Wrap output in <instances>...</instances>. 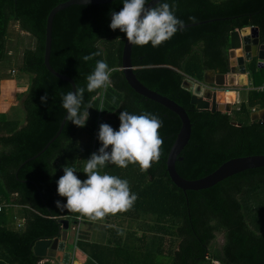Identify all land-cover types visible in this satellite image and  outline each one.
<instances>
[{"label": "trees", "instance_id": "16d2710c", "mask_svg": "<svg viewBox=\"0 0 264 264\" xmlns=\"http://www.w3.org/2000/svg\"><path fill=\"white\" fill-rule=\"evenodd\" d=\"M64 1L0 0V65L10 64L9 26L17 24L26 36L14 48L15 58L21 49V63L15 68L29 74L19 119L0 114V202L7 203L0 211V264H38L44 258L34 254L35 241L60 236L61 219L69 226L75 221L79 213L56 207L58 200L66 203L56 181L64 175V166L87 179L86 160L102 146L99 126L107 123L118 130L121 111L148 112L162 120V155L144 173L136 164H109L99 170L126 179L138 198L129 210L104 218L106 243L90 241L79 231L75 251L86 255L83 264H264V166L245 169L206 189L184 191L172 183L166 158L181 122L168 108L135 92L124 77L126 36L109 27L111 13L123 8L122 0L71 4L54 15L49 56L54 70L85 89L97 60L115 71L107 89L85 91L84 104L91 107L85 126L66 120L58 137L33 158L58 130L66 112L62 95L71 91V85L53 76L43 62L46 17ZM159 2L174 4L175 16L184 24L203 21L183 27L159 47H131L137 79L182 106L191 121L190 138L175 162L177 173L198 179L231 158L264 154V119L250 117L253 110L264 108L263 90L250 89L238 106L212 112L195 108L191 93L181 87L186 76L202 81L207 70L228 72L231 31L256 26L264 42V0ZM96 51L101 55L83 61ZM247 69L264 83V68L251 63ZM45 95L47 101L42 102ZM20 217L23 226L16 228Z\"/></svg>", "mask_w": 264, "mask_h": 264}, {"label": "clouds", "instance_id": "9594fccd", "mask_svg": "<svg viewBox=\"0 0 264 264\" xmlns=\"http://www.w3.org/2000/svg\"><path fill=\"white\" fill-rule=\"evenodd\" d=\"M148 2L122 0L123 8L111 13L110 29L124 33L131 45L143 47L151 43L152 47H159L183 28L184 22L175 16L174 4L158 0L155 6L146 7ZM100 55L101 52L96 51L82 59L88 62ZM113 71L115 69L109 68L104 60H97L94 70L86 77V89L80 87L62 95L67 121L78 127L85 126L91 108L84 104L85 91L93 93L107 89ZM41 101L46 102L47 95L41 97ZM119 121L118 130L107 123L100 124L98 140L102 146L86 160L83 172L87 179H79L73 167H63L64 175L56 183L57 193L66 198V203L58 200L56 207L66 208L95 222L133 206L138 197L131 192L129 182L115 175L101 174L99 170L109 164L119 168L136 164L141 173L148 171L162 155L163 138L159 135L162 120L148 112L136 115L121 111Z\"/></svg>", "mask_w": 264, "mask_h": 264}, {"label": "water", "instance_id": "95a60500", "mask_svg": "<svg viewBox=\"0 0 264 264\" xmlns=\"http://www.w3.org/2000/svg\"><path fill=\"white\" fill-rule=\"evenodd\" d=\"M111 1L113 0H67L55 5L49 11L46 17L43 54L44 65L53 76L67 81L71 85V91H75L76 89L74 80L71 77L54 70L49 63L53 17L58 11L71 4H98ZM157 2L158 0H149L148 4H146V7H153ZM194 24L198 23L185 24L183 27ZM229 39L230 64L232 65L230 70L232 75L235 76L236 73L245 74L248 65L251 63H254L258 68H264V42L260 40L259 31L256 26L233 30L229 33ZM131 47L132 45L129 44L125 38L122 49L121 69L128 85L138 94L155 101L174 112L179 117L181 122L180 129L168 151L166 158V171L174 185L184 191L206 189L227 178L228 176L239 173L245 169L264 166V154H253L231 158L223 162L211 173L198 179L190 180L181 177L175 169V162L179 153L190 138L191 121L187 112L182 106L167 96L149 89L137 79L131 63ZM232 58H235V61H233ZM227 82L229 84H234L236 81L228 80ZM215 83L217 85H223L225 83L224 74H216ZM181 87L191 93L190 103L197 109H208L212 112L216 111L217 109L221 111L229 110V105L219 103L217 99V92L213 91L210 87L207 88V85L204 84V82L193 81L192 79L185 77L181 83ZM66 116L67 112H65L56 133L50 138L46 145L36 155L33 156V158L42 153L48 147V145L58 137L65 124ZM250 117L252 121L264 119V109L253 111ZM61 224L60 236L54 238H42L35 241L32 246V250L36 256L43 258L62 257V262L64 263L69 260L71 253L67 250L68 245L66 239L69 222L66 219H61Z\"/></svg>", "mask_w": 264, "mask_h": 264}, {"label": "crops", "instance_id": "0c3cea01", "mask_svg": "<svg viewBox=\"0 0 264 264\" xmlns=\"http://www.w3.org/2000/svg\"><path fill=\"white\" fill-rule=\"evenodd\" d=\"M196 23L200 24V23H203V21L202 22H196ZM188 24H192V23H188ZM194 25H196V24H194ZM249 27H251V26H248L246 28H249ZM232 60L235 61V58L234 59L232 58ZM231 66L232 65L230 64V54H229V70H228V72L220 73V72L207 70L204 73L203 80L199 81V82H204V84L207 85V88L210 87V88H212L213 91H216L217 95L219 96V97L217 96L219 103L229 105V110L231 108H233L234 106L236 107L237 103H239L242 99H244L246 97L247 91H249L250 89L260 90L259 87L264 85V83H256V81H258L257 76L254 77L253 75H251V73L248 71V69H247L245 74L236 73L235 76L232 75L231 70H230ZM12 70H15V73H14L15 75L14 76L12 75V77H17L16 75H18V73H24V72L18 71L16 68L10 69V71H12ZM216 74H224L225 83L223 85H217L215 83V75ZM186 77H188V76H186ZM188 78H190V77H188ZM190 79H192V78H190ZM25 80H27V79H25ZM192 80L197 81L194 79H192ZM228 80H230V81L233 80L236 82L234 84H229L227 82ZM20 82H21V85H25L24 89H22V91H21V95L23 96L24 91L26 90L28 83H27V81H24V78H21V77H20ZM253 83H256V85L258 84V86L254 85ZM17 84H19V83L17 82ZM15 85H16V83H15ZM21 87H23V86H21ZM260 91H262V90H260ZM228 94H231V95L229 96ZM16 106H17V103H16ZM253 111H258V110H253ZM16 112L19 113V108H17ZM0 114H2V113L0 112ZM3 116H5V115H3ZM250 116H251V114H250ZM5 117L7 119H11V120L14 119L15 120V119H19L20 115H15V117L14 116H9V117L5 116ZM3 202L4 203L0 202L1 210L4 206L7 205L6 201H3ZM13 206L17 207V205H13ZM16 210H15V212H16ZM21 219H24V218L20 217V218L15 219L16 228H20L23 226L24 221L22 223H19V220H21ZM84 222H85L84 228H81L80 230H82V233L83 232L86 233V235L90 241H94L96 243H106L107 242V240L109 239V232L106 230L105 224H107L108 222H106L104 219L102 221H95V222L91 221V220L90 221L85 220ZM68 228H69V224H68ZM66 239H67V245H68V243L71 244L72 240L68 239V232H67V238ZM72 247H73V245H72ZM75 250H76V248L74 249V252H73L75 254V255L73 254V258L75 256H77L78 259L74 258L75 262L78 261L80 264H82L81 260H84L86 255L83 252H82L83 253V255H82V253H80V251L76 252ZM70 251H71V249H70ZM56 259L60 260L59 258H56Z\"/></svg>", "mask_w": 264, "mask_h": 264}, {"label": "rangeland", "instance_id": "374dc122", "mask_svg": "<svg viewBox=\"0 0 264 264\" xmlns=\"http://www.w3.org/2000/svg\"><path fill=\"white\" fill-rule=\"evenodd\" d=\"M9 31H10V38H9V44L11 47H8L9 49V54L11 55L10 57V64L9 66H1L0 65V75L3 76L2 79H0V112L2 115H5L7 117L9 116H14L15 115H20L18 112H16L17 108L19 107L20 99L22 98L21 91L24 89L25 85H21L20 82V77L24 78V81H29V74L26 73H18L16 75L17 77H12L10 69L18 67V65L21 63V49L18 50L16 55V58L14 57V48L16 47L17 40H25L26 33L21 31L17 24H12L9 26ZM19 36V37H18ZM11 48V50H10ZM19 58V60H18ZM16 64V65H15ZM19 71V70H18ZM259 81H256V83H263V81H260L259 77L257 76ZM27 79V80H25ZM17 82L19 84H17ZM16 83V85H15ZM14 84V85H13ZM256 85L255 83H253ZM23 86V87H21ZM17 103V106H16ZM104 117V116H103ZM80 224L81 228H84V222ZM68 232V239L72 240L74 237V232L71 231L70 228L67 229ZM216 242L220 244L222 242V235H218L216 238ZM70 252H72L73 248L70 243H68V248ZM83 255V254H82ZM60 261H62V257L59 258ZM70 259V257H69ZM85 260V259H84ZM84 260H81V263H84ZM75 264H80L78 261L75 262Z\"/></svg>", "mask_w": 264, "mask_h": 264}, {"label": "built area", "instance_id": "2783aa9c", "mask_svg": "<svg viewBox=\"0 0 264 264\" xmlns=\"http://www.w3.org/2000/svg\"><path fill=\"white\" fill-rule=\"evenodd\" d=\"M15 70H12L11 71V74L14 76L15 74ZM260 90H264V85L259 87ZM0 210H1V206H0ZM84 220V217H82L80 214L77 215L75 221L69 226V228L71 229L72 232H74V237L72 239V242L71 244L73 245V250L72 252H70V259L67 261V262H62L60 260H57L55 257H44V259L40 260L38 262V264H45V263H48V264H75V260L73 258V252H74V249L76 248L75 247V242L77 241V237H78V234H79V231H80V224L81 222ZM24 221V219H21L19 220V223H22Z\"/></svg>", "mask_w": 264, "mask_h": 264}, {"label": "bare ground", "instance_id": "6f19581e", "mask_svg": "<svg viewBox=\"0 0 264 264\" xmlns=\"http://www.w3.org/2000/svg\"><path fill=\"white\" fill-rule=\"evenodd\" d=\"M228 91V90H227ZM231 91V90H230ZM229 96L231 95V94H228ZM233 101V100H232Z\"/></svg>", "mask_w": 264, "mask_h": 264}]
</instances>
